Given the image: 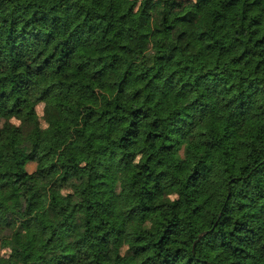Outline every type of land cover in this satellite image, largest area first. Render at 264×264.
Instances as JSON below:
<instances>
[{
  "label": "trees",
  "instance_id": "obj_1",
  "mask_svg": "<svg viewBox=\"0 0 264 264\" xmlns=\"http://www.w3.org/2000/svg\"><path fill=\"white\" fill-rule=\"evenodd\" d=\"M0 264H264V0H0Z\"/></svg>",
  "mask_w": 264,
  "mask_h": 264
},
{
  "label": "rangeland",
  "instance_id": "obj_2",
  "mask_svg": "<svg viewBox=\"0 0 264 264\" xmlns=\"http://www.w3.org/2000/svg\"><path fill=\"white\" fill-rule=\"evenodd\" d=\"M36 112H37V115H41V104H37L36 107ZM20 160V155L19 154H16L15 156L11 157L8 159V163L11 165V166H15ZM34 162H25L22 166L23 168L30 172L33 170L34 168Z\"/></svg>",
  "mask_w": 264,
  "mask_h": 264
}]
</instances>
